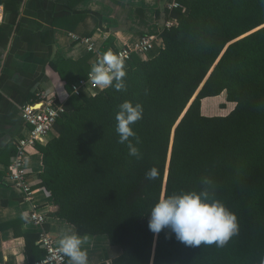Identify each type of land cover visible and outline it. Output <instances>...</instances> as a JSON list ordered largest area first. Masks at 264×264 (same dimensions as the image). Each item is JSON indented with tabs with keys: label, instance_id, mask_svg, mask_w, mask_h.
<instances>
[{
	"label": "trees",
	"instance_id": "trees-1",
	"mask_svg": "<svg viewBox=\"0 0 264 264\" xmlns=\"http://www.w3.org/2000/svg\"><path fill=\"white\" fill-rule=\"evenodd\" d=\"M83 1L71 0L70 6ZM179 2L171 12L175 23L162 32L165 46L148 58L135 53L125 62L126 90L73 95L64 104L53 135L40 146L41 185L53 197L50 215L73 224L81 235L106 234L121 248L110 264H262L264 0ZM113 41L104 42V53ZM54 67L65 79L63 68ZM223 93L234 108L205 115L202 101ZM126 100L143 106L142 119L132 125L140 158L129 156L115 131L118 106ZM152 167L158 177L148 180L145 173ZM204 178L237 215L239 232L223 247L186 246L167 230L152 233L148 211L158 198L199 191ZM25 237L35 264L46 251L38 234Z\"/></svg>",
	"mask_w": 264,
	"mask_h": 264
},
{
	"label": "crops",
	"instance_id": "crops-1",
	"mask_svg": "<svg viewBox=\"0 0 264 264\" xmlns=\"http://www.w3.org/2000/svg\"><path fill=\"white\" fill-rule=\"evenodd\" d=\"M172 1L84 0L72 8L71 0H0L1 264H30L25 234H38L40 239V231L44 230L58 242L61 230L74 226L50 215L53 197L41 185L44 163L40 146L49 142L52 133L32 147L26 158L29 178L34 182V203L26 200L21 190L7 179L16 143L29 133L22 107L37 102L43 91H52L65 104L73 96L66 78L72 85L87 78L88 75H80L101 57L104 42L110 37L114 41L108 51L133 46L147 33H154L158 36V45L144 59L163 48L162 32L168 22L176 21L167 6ZM84 38L91 39L94 50H88ZM56 63L63 68L65 79L54 67ZM98 91L84 94L93 95ZM34 207L47 213L44 224L36 225L29 219ZM85 235L90 238L85 245L89 264H110L121 253L112 251L106 234ZM106 250L109 251L103 253Z\"/></svg>",
	"mask_w": 264,
	"mask_h": 264
},
{
	"label": "clouds",
	"instance_id": "clouds-1",
	"mask_svg": "<svg viewBox=\"0 0 264 264\" xmlns=\"http://www.w3.org/2000/svg\"><path fill=\"white\" fill-rule=\"evenodd\" d=\"M125 61L111 50L102 54L92 65L88 78L93 86L101 90L113 87L116 91L126 90ZM143 117V106L124 101L115 115V131L118 143L126 145L129 156L140 158V143L132 125ZM133 138L135 143L133 142ZM158 170L152 167L145 178L155 180ZM199 191H181L176 194H162L148 211V228L154 234L167 230L175 239L186 246H225L239 232L237 215L216 198L212 181L204 178ZM89 236L80 235L74 226L63 228L59 234L58 251L68 258V264H89L85 245ZM264 264V262H262Z\"/></svg>",
	"mask_w": 264,
	"mask_h": 264
},
{
	"label": "built area",
	"instance_id": "built-area-1",
	"mask_svg": "<svg viewBox=\"0 0 264 264\" xmlns=\"http://www.w3.org/2000/svg\"><path fill=\"white\" fill-rule=\"evenodd\" d=\"M167 6L173 10L181 7V3L173 0ZM172 25L173 22H168L167 28ZM72 37L78 39L75 34H72ZM83 42L87 45L88 50L95 49V44L91 39L84 38ZM157 45L158 36L154 33H147L135 45H125L119 47L116 51H111L122 57L126 62L135 53L144 57ZM94 90L101 89L93 86L88 77L72 85V95L76 96H81L89 91L94 93ZM65 111L64 104L58 100L56 94L52 91L41 92L40 99L37 102L28 103L22 107V117L29 126V133L19 138L16 143V151L9 166L7 179L21 190L26 200L33 203L35 189L33 187L34 182L29 178V168L26 164L28 151L36 146L38 142L51 135L55 124ZM29 219L36 225H42L47 221L48 215L38 207H34L29 213ZM38 244L46 251V255L43 259L36 261L35 264H68V258L58 251L57 241L46 231H40Z\"/></svg>",
	"mask_w": 264,
	"mask_h": 264
},
{
	"label": "rangeland",
	"instance_id": "rangeland-1",
	"mask_svg": "<svg viewBox=\"0 0 264 264\" xmlns=\"http://www.w3.org/2000/svg\"><path fill=\"white\" fill-rule=\"evenodd\" d=\"M214 98H216V99H211V97H209V98H206V99H208V101H206V99H204L202 101V112L205 115H210V113H213L212 115H214V114L215 115L216 114L225 115V114H228L234 108L235 104L227 101L226 93H223L220 96V98H219V96H216ZM223 104H226V106L224 105V107H223ZM171 143H172V141H171ZM111 249H112V251H115V253L118 250L121 251V248L118 246H113ZM108 251L109 250H106L103 253H107ZM112 251H110V253Z\"/></svg>",
	"mask_w": 264,
	"mask_h": 264
},
{
	"label": "water",
	"instance_id": "water-1",
	"mask_svg": "<svg viewBox=\"0 0 264 264\" xmlns=\"http://www.w3.org/2000/svg\"><path fill=\"white\" fill-rule=\"evenodd\" d=\"M263 26H264V25H263ZM261 27H262V26H261ZM261 27H258L257 29H259V28H261ZM257 29H255V30H257ZM255 30H253V31H255ZM253 31H252V32H253ZM250 33H251V32H250ZM213 69H214V67H213ZM213 69H212V70H213ZM212 70H211V72H212ZM211 72H210V73H211ZM210 73H209V75H210ZM209 75L207 76V78L209 77ZM207 78H206V79L204 80V82L201 84L199 90H198V91L196 92V94L194 95L193 99L191 100V102H190L189 105L187 106L186 110H185L184 113L182 114V116H181V118L179 119V121L177 122L176 126L179 124V122L181 121V119L183 118V116L185 115V113L187 112V110H188V108L190 107V105L192 104L193 100H195V98L197 97L198 93L200 92V90L202 89L203 85L205 84ZM176 126H175V128H176ZM175 128H174V130H173V134H172V142H173V138H174ZM171 147H172V143H171ZM170 155H171V150H170V153H169V159H170ZM168 166H169V161H168ZM167 172H168V167H167ZM165 182H166V181H165Z\"/></svg>",
	"mask_w": 264,
	"mask_h": 264
}]
</instances>
